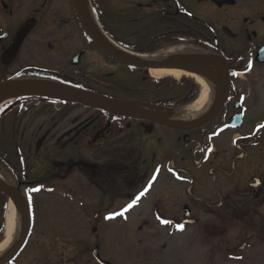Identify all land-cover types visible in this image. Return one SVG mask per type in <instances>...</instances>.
Returning a JSON list of instances; mask_svg holds the SVG:
<instances>
[{
  "label": "flooded vegetation",
  "instance_id": "af4514ba",
  "mask_svg": "<svg viewBox=\"0 0 264 264\" xmlns=\"http://www.w3.org/2000/svg\"><path fill=\"white\" fill-rule=\"evenodd\" d=\"M117 1L124 2L122 4L126 12H133V7L138 5L146 8L144 12H161L165 17L175 16L174 31L179 39L186 38V42L176 41L173 47L174 53L180 58L215 52L228 64L235 65L238 63L237 57L242 55L239 48L253 45L255 50L264 45V42L261 44L255 40L258 36L257 29L260 28L264 34V0H226L221 6L212 0ZM134 1L143 2L133 3ZM193 12H222L225 23L221 24L218 20L220 24H216L215 29L212 26L211 29H206L181 24V13L195 16ZM24 25L30 27L29 32L12 56L7 50ZM221 36L229 43L225 45ZM127 69L128 66L101 52L88 38L72 0H0V82L18 74L23 77L38 74L99 94L131 99L136 95L129 94V89H124L118 81V78L128 79L126 74V77L121 76ZM240 71L243 68L230 70L226 101L217 116L201 128L191 131L173 130L151 120L130 119L107 110L80 105L56 107L40 103L25 106L15 103L3 107L0 112L1 144L21 148L28 146L25 165L27 164L28 169L30 165H39L42 169L41 174L33 177L34 179L27 175V180H24L16 178L14 174L9 179L18 187L42 185L41 183L51 185L56 182V186L64 191L75 187L87 193L94 190L106 192L110 197L115 195L114 192L124 190L125 194L128 193L127 198L133 200L139 192H144V183L149 174L144 166L145 161L150 153L155 156L160 152L161 147L167 144L164 140H171L170 144H178V151L187 150L191 162L200 153L209 151L200 163V169L203 165H211L207 169V180L213 192L203 193L209 199L202 211L207 215L211 235H217L219 228L225 234H230L233 230V240L239 248L238 237L247 234V229L244 228H248L250 234L247 235H252V238L264 234V225L250 224L249 221L253 218L250 217L249 205L246 210L240 206L244 202H239L240 195L242 194L243 199L246 191L251 193L248 198L252 199V203L258 204L255 197L261 190L253 194L255 189L250 188L253 176L259 177L264 184V173H260L258 157L255 154L241 155L246 149L253 148L254 142L248 141L245 145L240 142L243 148L238 150L241 152L233 148L229 155L220 154L222 145L218 143L224 131L230 129L228 124L237 112H242V124L249 121L246 117V104L242 103L239 90L233 86V80L242 75ZM145 79L143 77L141 81L144 82ZM253 123L255 125L251 120L248 127ZM166 133L170 136L165 137ZM14 155L16 154L12 153L8 160ZM245 160V166L252 169V173L244 178L242 166L241 173L231 179L232 176L227 174L229 166ZM3 168L6 169V166L3 165ZM30 172L32 174L33 170L30 169ZM0 173L4 174V170L0 169ZM190 178L192 184L189 195H194L192 190L200 185L199 177ZM181 197L182 194L179 197L182 200L178 201L181 208L190 209V218L195 222L199 212L196 211L197 200ZM255 208L253 214L264 218V211H260L259 206ZM246 215L248 220L244 223ZM230 240L231 247L234 248L232 238Z\"/></svg>",
  "mask_w": 264,
  "mask_h": 264
},
{
  "label": "rangeland",
  "instance_id": "374dc122",
  "mask_svg": "<svg viewBox=\"0 0 264 264\" xmlns=\"http://www.w3.org/2000/svg\"><path fill=\"white\" fill-rule=\"evenodd\" d=\"M137 2L134 1L133 3ZM122 3L124 2L117 0H95L96 9L100 10L99 8H101V10H104V7H106L111 11L105 17V23L108 24L111 31H114L119 38H124L126 35L131 36L132 33L135 31L140 32V30L147 33L148 29L144 28V24L136 27V25L141 24L142 20L138 21L136 25L133 24L135 26L129 29L127 26L117 22L116 18H113L125 16L128 13L125 12V9L120 10L123 7ZM88 4L90 6L89 1ZM90 8L92 7L90 6ZM100 13L106 15V12ZM137 13L139 12H134V15L136 16ZM195 13H197L198 17H209V19L217 15V12ZM223 14L220 13L219 15L224 16ZM219 15H217V18ZM218 20H220V17ZM226 23L228 24V22ZM256 33L258 36L255 40L262 44L264 42L262 30L259 28L256 30ZM223 37L221 36V39L224 41V44H228V40ZM154 47L155 45L149 47L139 45L140 49H150L151 51H155ZM243 55L245 59L247 57L246 51ZM243 64L244 62H242ZM125 74L127 75V80L118 78L119 83L123 85L124 89H129V91L133 89L132 91H137L141 95L145 94L146 97L151 99L155 97L154 89L159 87V84L152 83L149 86L148 80H162V83L168 85V89L162 90L160 88L164 97H177L180 95V89L187 94H189L192 88L197 91L195 81L189 77L179 76L175 78L171 75H163L156 78L150 76L148 71H136L132 69L122 72L121 76L126 77ZM143 77L146 78L144 82L141 81ZM238 78L233 80V86L239 90L240 97L248 108V118L251 120L259 118L262 120V124H264V65L253 64L252 70L246 76L241 75ZM190 80L192 84H190ZM195 96L196 94L194 93L193 99ZM36 101L21 100L19 103L29 102V104L40 103L56 107L62 106L61 102L56 101ZM249 130L251 129L248 127L247 122L245 127L232 133H235V135L246 134ZM229 137L223 141L220 148L221 155L224 153L229 155L231 153V138ZM168 147L171 148L170 151L163 147L165 151L162 150V152L155 156L151 154L145 161L144 166L146 169L150 168L149 171L152 170L153 164L156 163L163 170L158 171L159 176L152 184V187L149 189L150 191L146 193L143 200L141 199L142 201H138L139 203L141 201L140 205L134 208L132 212L130 211L127 214L124 212V216L127 215V218L123 220L119 218L109 220L106 218V215L110 214V210L120 208L128 201V193L125 194L122 191L114 193L113 197L100 193V201L98 198H94V201H92V198L89 197L87 201L90 205L88 206H81L86 194L78 192L77 189L70 191L67 196L61 189H55L51 193L39 192L37 194L31 192L32 196L30 199L32 200L33 207L32 232L27 239L26 246L17 255L13 264H97L90 257V251L95 245L98 246L100 257L111 264H264V241L258 237L252 238V235L251 237L247 235L250 234L248 228H244L247 229L245 231L247 234L237 239L241 248H237V244L233 240L235 235L232 229L230 234H225L219 228L217 235H211V227L206 221L207 215L202 211V207L206 205L205 202L209 199L203 193L209 194L213 192V188H211L207 180V169L211 165H203L201 169L193 170L192 167L189 168L190 162L187 150L182 149L179 153L174 154L176 147L171 144ZM251 152H255L261 165L260 167H264V136L261 144H258V148L250 150ZM168 160L174 161V165H179L180 168L184 169V172L174 171V174L172 172H165L167 171ZM246 163L247 160L237 163L235 165L236 170L231 171L228 169L227 174L236 176L240 172V167L246 165ZM213 165L215 167V164ZM36 168L37 174L41 173V169L38 166ZM188 174L196 178L199 177L198 183L200 185L192 190L194 195H189L185 192L188 188L186 185L188 183L187 180H189ZM173 175L178 176L182 180L175 181L172 178ZM181 194V198L183 199L191 200L193 198L197 200L196 205L198 208L196 211H199H197L199 221L192 222L191 220L188 221V219H182L183 210L178 202L182 200L179 198ZM243 194L244 198L242 199L241 194L239 202H244V204L240 206L245 207L247 210V206L249 205L252 217L255 218L257 216L253 214V210L256 209L255 206H262L261 210L264 211V192L262 193L263 195L259 193L255 197L259 205L253 204L252 199L248 198L247 193ZM260 195L261 197H259ZM114 197H116L115 204H110ZM96 200L97 206H101L104 203L105 207L114 206L96 208L94 205ZM6 209L4 215L7 213ZM1 214L2 204H0V220L2 219ZM167 214H171V219L167 220L168 223H162L160 217ZM180 225L183 227H178ZM93 227L95 231H93ZM229 237L232 238L234 244V248L231 250L225 248L226 244L231 242ZM2 238L3 232L0 234V240ZM211 249H213V253H210Z\"/></svg>",
  "mask_w": 264,
  "mask_h": 264
},
{
  "label": "water",
  "instance_id": "95a60500",
  "mask_svg": "<svg viewBox=\"0 0 264 264\" xmlns=\"http://www.w3.org/2000/svg\"><path fill=\"white\" fill-rule=\"evenodd\" d=\"M74 6L76 8V12H79L78 5L74 1ZM81 21L82 24L89 34V36L94 40L98 46L106 52L108 55L111 57L115 58L116 60L132 65V66H137V67H147V68H170V69H183V70H198L199 67H201L204 64H207L209 62H220L221 64L224 63L220 57L217 56H207L203 60L201 59H186V60H179V59H167L159 62H146L143 60H138L136 58L130 57L126 55L125 53L118 51L114 46L111 44H108L106 41L102 39V37L96 33L93 32L94 30L91 27L90 22H88V19L85 17L81 16ZM260 60L263 61V58H260ZM205 72L210 74L209 70L203 69ZM211 75V74H210ZM213 76V75H212ZM216 81L217 85L220 88H223L222 84L220 85L218 81L214 78ZM9 88L1 90L0 88V102L2 100L7 99L8 97H19V96H45L53 98V99H60L64 100L67 102H77L81 104H86V105H91L94 107H102L103 106H108V107H116L120 110H123V112L128 113L129 115L138 117V118H145V119H151L152 121L159 122L161 124L170 126L174 128H180V129H186L190 128L195 125H199L201 123H204L205 121H208L212 116H214L221 106L223 100L225 99V91H221V96L216 103L217 105L214 106L205 116L204 118H200L199 120L192 122L190 124L188 123H178L170 121L168 119L162 118L160 116L147 113L139 109L138 107L141 105H148L139 101H129V100H122V99H113V98H108L105 96H101L98 94L86 92V91H81V90H73L69 92H59V91H52L48 90L46 88H43L38 85H29L26 83H15L12 82L10 83ZM153 108H156L155 106H150ZM0 191L6 194L10 200H12L14 203L18 204L21 206V208L24 210V215H25V225L23 229V234L19 240V242L14 246L11 252H9L6 256H4L2 259H0V264H6V262L10 261L15 257V255L18 253L22 245L24 244L26 240L27 233L29 231L30 225H29V220H28V214H29V209L26 200L23 198L20 192L17 190L7 186L6 184L3 183V181H0ZM98 251L97 249H94L92 251V257H94L98 263L101 264H109L108 262H105L98 257Z\"/></svg>",
  "mask_w": 264,
  "mask_h": 264
},
{
  "label": "bare ground",
  "instance_id": "6f19581e",
  "mask_svg": "<svg viewBox=\"0 0 264 264\" xmlns=\"http://www.w3.org/2000/svg\"><path fill=\"white\" fill-rule=\"evenodd\" d=\"M86 9V12L90 14L88 6L83 4ZM92 16V15H91ZM127 55L134 56L139 60L147 59V60H154L158 58V56H152V58H148L146 56H140L132 53H126ZM205 70H209L211 72L208 74L207 72L200 71L199 72H192L187 73L176 69H159V68H152L149 70V74L152 77L159 78L163 75H171L175 78L179 76H188L193 78L196 83L199 84V94L197 98L188 106L180 109V111L174 112H163L153 109H148L145 107H140L143 110H149L150 112L157 113L161 116L170 117L172 120L176 122H190L198 120L202 118L206 114V112L214 106L215 100L218 96V92L215 89L216 82L214 78H220L222 76V68L216 62H209L202 66ZM213 75V76H212ZM40 86L48 88L49 90L53 91H60L62 90L60 86L52 83H42ZM115 111L119 110L114 109ZM7 213L5 215V223H4V230H3V238L0 241V259L6 256L10 250L15 246L17 241L19 240L23 225H24V214L19 206L14 204L12 201H9L7 206Z\"/></svg>",
  "mask_w": 264,
  "mask_h": 264
},
{
  "label": "trees",
  "instance_id": "16d2710c",
  "mask_svg": "<svg viewBox=\"0 0 264 264\" xmlns=\"http://www.w3.org/2000/svg\"><path fill=\"white\" fill-rule=\"evenodd\" d=\"M151 38V37H150ZM153 42V39H148V37L147 36H142V37H140L139 38V40L137 39V46H143V47H149L150 45H151V43ZM139 44V45H138ZM136 49H138V48H136ZM142 50V49H141ZM140 50V51H141ZM139 51V50H138ZM160 82H157V84H159ZM185 84V83H184ZM190 84H192V81H191V83ZM160 88L162 89V90H164L165 88H167L168 89V87H165V86H162V85H159V87H157L156 88V91L154 92V95L156 96V97H158L159 96V92H160ZM195 89L194 88H192V90L189 92V94H187V93H185V91H183V90H181V98L183 99V97L184 96H186V98L185 99H189V98H191V96H193V94L195 93ZM170 98H172V97H170ZM155 103H158V104H162V105H176L177 103H176V101L174 102V100L173 99H169V98H160L159 99V101L157 102H155ZM4 198H6L5 196H3ZM2 220V219H1ZM0 220V231H1V229H2V225H3V222Z\"/></svg>",
  "mask_w": 264,
  "mask_h": 264
},
{
  "label": "snow or ice",
  "instance_id": "6c2138e0",
  "mask_svg": "<svg viewBox=\"0 0 264 264\" xmlns=\"http://www.w3.org/2000/svg\"><path fill=\"white\" fill-rule=\"evenodd\" d=\"M143 193H141V195H142ZM137 199H138V197H137ZM133 203H135V201H133ZM128 207H131V205H128ZM118 214H121L122 215V213H118ZM115 215V214H114ZM110 218V217H109ZM163 223H168V221H162ZM178 227H180V228H182L183 226L182 225H180V226H178Z\"/></svg>",
  "mask_w": 264,
  "mask_h": 264
}]
</instances>
